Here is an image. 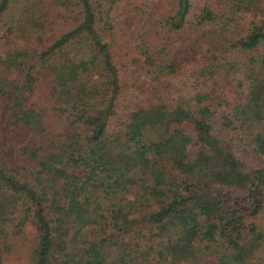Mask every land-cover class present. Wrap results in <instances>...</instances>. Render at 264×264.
I'll return each mask as SVG.
<instances>
[{
    "label": "trees",
    "instance_id": "16d2710c",
    "mask_svg": "<svg viewBox=\"0 0 264 264\" xmlns=\"http://www.w3.org/2000/svg\"><path fill=\"white\" fill-rule=\"evenodd\" d=\"M6 39L0 264H264V0H0Z\"/></svg>",
    "mask_w": 264,
    "mask_h": 264
},
{
    "label": "rangeland",
    "instance_id": "374dc122",
    "mask_svg": "<svg viewBox=\"0 0 264 264\" xmlns=\"http://www.w3.org/2000/svg\"><path fill=\"white\" fill-rule=\"evenodd\" d=\"M115 11H116V13H120L122 11L121 10V6L120 5L116 6L115 7ZM9 46H10V39H6V40L0 42V52H2L3 50L7 49ZM178 57L184 62L187 60L185 51L183 50V47L180 48V52L178 54ZM223 93H225V94H227V96H229L230 90L227 89V90L223 91ZM183 94L190 95L191 92H184ZM59 121H61V119H57L56 120L55 126L58 129H63V126H61V122H59ZM62 122H63V125H64V121H62ZM28 232H29V234H31L32 233L31 229H28Z\"/></svg>",
    "mask_w": 264,
    "mask_h": 264
}]
</instances>
